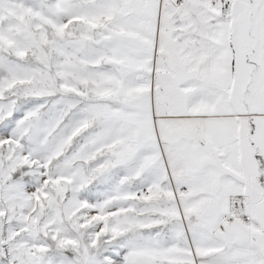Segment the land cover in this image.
Returning <instances> with one entry per match:
<instances>
[{
    "label": "snow or ice",
    "instance_id": "6c2138e0",
    "mask_svg": "<svg viewBox=\"0 0 264 264\" xmlns=\"http://www.w3.org/2000/svg\"><path fill=\"white\" fill-rule=\"evenodd\" d=\"M0 264H264V0H0Z\"/></svg>",
    "mask_w": 264,
    "mask_h": 264
}]
</instances>
